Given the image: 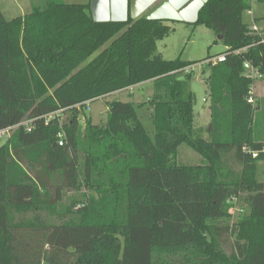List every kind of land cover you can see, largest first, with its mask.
<instances>
[{
	"label": "trees",
	"instance_id": "1",
	"mask_svg": "<svg viewBox=\"0 0 264 264\" xmlns=\"http://www.w3.org/2000/svg\"><path fill=\"white\" fill-rule=\"evenodd\" d=\"M249 8L208 0L198 13L226 54L202 64L203 130L190 88L198 61L161 56L157 41L171 32L163 20L95 22L88 3L56 0L11 19L0 8V129L33 119L30 131L0 137V264H264V152L243 151L264 145V111L248 102L256 79L244 70L248 61L264 78V42L243 21ZM148 81L151 97L108 100L105 122L87 117L80 129L86 101ZM58 109L61 124H45ZM183 143L203 163L178 161ZM240 199L245 211L233 216Z\"/></svg>",
	"mask_w": 264,
	"mask_h": 264
},
{
	"label": "rangeland",
	"instance_id": "2",
	"mask_svg": "<svg viewBox=\"0 0 264 264\" xmlns=\"http://www.w3.org/2000/svg\"><path fill=\"white\" fill-rule=\"evenodd\" d=\"M67 4L81 3L80 0H56ZM43 0H0V5L4 11V16L9 19L14 16L29 13L33 4H41ZM250 8L243 12V21L248 25L256 23L259 29L264 30V0H249ZM252 12V15L248 13ZM171 32L157 41V51L167 60L180 58L184 61H198L190 65L192 77L190 88L195 95L193 105L195 117L194 124L196 128L203 130L210 119L209 99L206 94L204 78L205 72L202 70V64L208 57L216 56L225 50V45L221 41V36L214 29L206 27L201 23H186L182 21H170ZM254 98L258 99L261 111H264V78H257L252 86ZM155 93V87L151 83H145L141 87L129 88L120 91L115 95H106L97 98L79 109L81 121L80 129L83 130L84 120L89 117L93 123H103L106 120L107 105L106 101L119 99L122 101H142L151 97ZM264 115V112L261 113ZM10 133V132H9ZM7 134V136L9 135ZM203 137L207 133L202 131ZM178 161L184 163H203L199 153L191 149L186 144L179 146ZM226 165L235 172L241 171V165L234 160L232 154H227ZM256 177L264 181V160H259L256 166ZM58 181V180H57ZM71 192L68 194L70 195ZM243 200H238L231 208L233 216L245 211ZM44 216V215H43ZM42 216V217H43ZM48 221L56 222L53 217L47 218ZM226 242L224 249L230 250L234 236H225Z\"/></svg>",
	"mask_w": 264,
	"mask_h": 264
},
{
	"label": "water",
	"instance_id": "3",
	"mask_svg": "<svg viewBox=\"0 0 264 264\" xmlns=\"http://www.w3.org/2000/svg\"><path fill=\"white\" fill-rule=\"evenodd\" d=\"M208 0H90L95 22H125L143 16L146 20L195 23Z\"/></svg>",
	"mask_w": 264,
	"mask_h": 264
},
{
	"label": "built area",
	"instance_id": "4",
	"mask_svg": "<svg viewBox=\"0 0 264 264\" xmlns=\"http://www.w3.org/2000/svg\"><path fill=\"white\" fill-rule=\"evenodd\" d=\"M248 13L250 15H252L251 11H248ZM249 28H250L251 31L257 33L260 36L261 41L264 42V30L259 29L255 22L252 23L251 25H249ZM239 51H240L239 49L234 50V53H238ZM225 56H226L225 53H220V54H218L216 56H213L211 58L206 59L205 62H210L212 64H215L217 62L223 61L225 59ZM188 69L189 68L187 67L186 70H188ZM244 70H245V75L247 77H250V78H253V79H257V78H259L261 76L259 74L258 70L248 61L244 62ZM248 102H250V103H254L255 102L254 93L252 92V87L250 89V93H249V96H248ZM88 103H90V101H86L84 104L87 105ZM76 107L79 108V105H76ZM42 119L44 120L45 124H47V123H49L51 121H54V120H58V123L61 124V122L64 119L63 109H58L56 111H52V112H49L47 114H44L42 116ZM32 122H33V119L23 118L16 125L8 126L6 128L0 129V137H6L9 132L11 133L12 130H14L15 128H18V127H23L25 130L30 131L32 129ZM57 137H58V144L59 145H63V143H64L63 131H59L57 133ZM243 151H245L247 153H250L254 157L258 153L264 152V145L260 149L253 150V151L251 149H249L248 147L244 146L243 147Z\"/></svg>",
	"mask_w": 264,
	"mask_h": 264
},
{
	"label": "crops",
	"instance_id": "5",
	"mask_svg": "<svg viewBox=\"0 0 264 264\" xmlns=\"http://www.w3.org/2000/svg\"><path fill=\"white\" fill-rule=\"evenodd\" d=\"M44 1V0H43ZM81 1V3H83V4H89V1L90 0H80ZM42 3V2H41ZM0 8H1V11H2V13H3V15H5L4 14V11H3V9H2V6L0 5ZM27 14V13H26ZM20 16V15H19ZM5 17V16H4ZM15 17V16H14ZM6 18V17H5ZM13 18V17H12ZM7 19V18H6ZM9 19H11V18H9ZM163 22L165 23V24H168V22H170V20H163ZM169 25V24H168ZM145 83H151L152 84V82H150V81H148V82H144V83H140V84H137V85H134V86H131V87H129V88H135V87H141L142 85H144ZM128 88V89H129ZM120 91H122V90H120ZM120 91H116V92H113V93H111V94H109V95H115V94H117V93H119Z\"/></svg>",
	"mask_w": 264,
	"mask_h": 264
}]
</instances>
